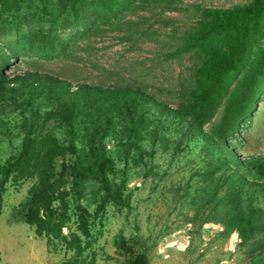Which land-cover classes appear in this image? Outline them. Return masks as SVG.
<instances>
[{"label": "trees", "instance_id": "obj_1", "mask_svg": "<svg viewBox=\"0 0 264 264\" xmlns=\"http://www.w3.org/2000/svg\"><path fill=\"white\" fill-rule=\"evenodd\" d=\"M170 2L0 0V115L18 118L21 135L17 152L0 165V196L8 183L31 181L17 213L37 236L72 252L68 264L87 262L94 221L108 207L130 208L131 170L143 168L144 178L153 174L147 143L153 149L163 142L161 133L174 123L178 147L199 141L209 159L183 190L197 208L192 223H218L224 238L236 232L247 264H264V211L254 205L264 195V155L245 158L236 148L264 101V0L201 10L195 27L167 55L200 59L177 108L140 88L73 87L36 70L8 74L21 63L71 60L78 41L116 29L135 10L161 3L171 10ZM139 241L119 233L113 246L126 264H149L146 252L135 249Z\"/></svg>", "mask_w": 264, "mask_h": 264}, {"label": "rangeland", "instance_id": "obj_2", "mask_svg": "<svg viewBox=\"0 0 264 264\" xmlns=\"http://www.w3.org/2000/svg\"><path fill=\"white\" fill-rule=\"evenodd\" d=\"M251 1L171 0V10L163 9V3L160 7L135 10L123 17L116 29H106L78 41L73 59L39 61L33 67L21 63L8 74L36 70L66 80L73 87L87 84L140 88L159 104L177 108L182 94L190 88L192 71L200 59L195 54L178 59L167 55L195 27L201 10L229 9ZM151 113L159 118L155 108ZM0 117L2 165L17 152L21 135L18 118L11 114ZM175 125L170 124L165 135L161 133L164 143L159 140L153 149L147 143V150H153V174L144 178L143 168L131 170L127 185L130 208L108 207L104 218L94 221V241L84 254L85 264L90 258H94L95 264H126L113 246L119 233L140 240L135 249L146 252L149 264L248 263L240 251L236 232L224 238L220 235L223 227L218 223L209 222L201 227L198 222L192 223L197 208L187 202L186 195L183 197V190L194 173L208 166L209 159L200 151L199 141L178 147L180 138L174 135ZM236 148L245 158L264 155V101ZM193 180L195 183L196 179ZM31 185V181L19 186L8 183L0 196V264H68L73 253L60 244L53 245L44 236H37L34 228L23 223L17 213ZM254 205L264 211V195L256 197ZM93 209L90 205L89 210ZM63 232L66 234L67 229Z\"/></svg>", "mask_w": 264, "mask_h": 264}]
</instances>
